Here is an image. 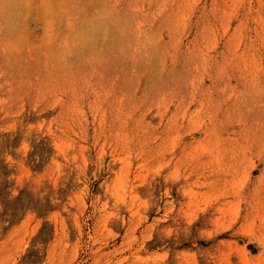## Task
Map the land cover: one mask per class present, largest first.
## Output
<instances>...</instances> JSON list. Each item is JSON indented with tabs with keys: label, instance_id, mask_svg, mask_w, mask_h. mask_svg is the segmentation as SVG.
<instances>
[{
	"label": "rangeland",
	"instance_id": "obj_1",
	"mask_svg": "<svg viewBox=\"0 0 264 264\" xmlns=\"http://www.w3.org/2000/svg\"><path fill=\"white\" fill-rule=\"evenodd\" d=\"M0 264H264V0H0Z\"/></svg>",
	"mask_w": 264,
	"mask_h": 264
}]
</instances>
